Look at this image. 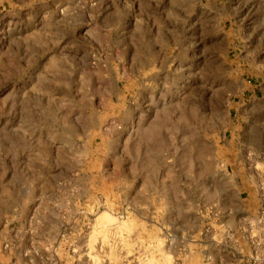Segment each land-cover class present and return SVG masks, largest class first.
Instances as JSON below:
<instances>
[{
  "label": "rangeland",
  "instance_id": "rangeland-1",
  "mask_svg": "<svg viewBox=\"0 0 264 264\" xmlns=\"http://www.w3.org/2000/svg\"><path fill=\"white\" fill-rule=\"evenodd\" d=\"M263 172L264 0H0V264H211Z\"/></svg>",
  "mask_w": 264,
  "mask_h": 264
},
{
  "label": "crops",
  "instance_id": "crops-1",
  "mask_svg": "<svg viewBox=\"0 0 264 264\" xmlns=\"http://www.w3.org/2000/svg\"><path fill=\"white\" fill-rule=\"evenodd\" d=\"M252 186L240 194L246 196L249 205L226 210L227 217L224 215L219 222L220 234L224 233L221 230L228 229L227 235L233 239L234 248L228 252L219 248L213 251L211 264H264V178ZM220 234L214 245H221V237L225 234Z\"/></svg>",
  "mask_w": 264,
  "mask_h": 264
}]
</instances>
